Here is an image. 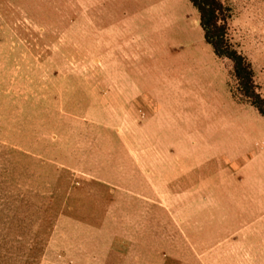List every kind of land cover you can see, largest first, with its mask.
Returning a JSON list of instances; mask_svg holds the SVG:
<instances>
[{
	"label": "rangeland",
	"instance_id": "1",
	"mask_svg": "<svg viewBox=\"0 0 264 264\" xmlns=\"http://www.w3.org/2000/svg\"><path fill=\"white\" fill-rule=\"evenodd\" d=\"M226 1L264 100V0ZM231 70L191 0H0V264H264Z\"/></svg>",
	"mask_w": 264,
	"mask_h": 264
},
{
	"label": "trees",
	"instance_id": "2",
	"mask_svg": "<svg viewBox=\"0 0 264 264\" xmlns=\"http://www.w3.org/2000/svg\"><path fill=\"white\" fill-rule=\"evenodd\" d=\"M196 8L204 40L218 57L231 61V72L237 83L236 94L247 98L264 116V100L257 91L251 62L245 57L229 34L232 7L226 0H191Z\"/></svg>",
	"mask_w": 264,
	"mask_h": 264
},
{
	"label": "crops",
	"instance_id": "3",
	"mask_svg": "<svg viewBox=\"0 0 264 264\" xmlns=\"http://www.w3.org/2000/svg\"><path fill=\"white\" fill-rule=\"evenodd\" d=\"M177 90H178V88H177Z\"/></svg>",
	"mask_w": 264,
	"mask_h": 264
}]
</instances>
